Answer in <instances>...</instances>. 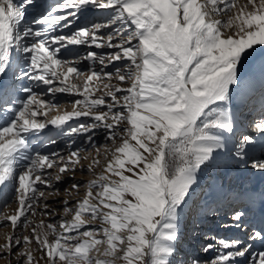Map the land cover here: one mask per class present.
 <instances>
[{"label": "snow or ice", "instance_id": "snow-or-ice-1", "mask_svg": "<svg viewBox=\"0 0 264 264\" xmlns=\"http://www.w3.org/2000/svg\"><path fill=\"white\" fill-rule=\"evenodd\" d=\"M33 3L0 0V200L6 206L14 194L17 205L10 214L0 213V222L12 228L0 243V259L6 264H172L181 212L198 171L221 154L245 164L251 160L252 169L264 171V158L249 155L254 135L236 136L234 111L258 102L261 111L252 127L264 136V52L257 49L264 46V0H62L32 21L36 27L24 23ZM89 5L110 10L106 22L56 34ZM116 24L120 27L112 29ZM105 29L112 30L98 35ZM69 45L112 51H86L80 58L91 61L85 73L78 60L59 58L61 50L78 56ZM257 64L258 93L253 87ZM24 79L42 83L50 94L82 99L72 101L71 111H61L32 86L16 83ZM81 116L93 122L69 128L70 134L103 128L112 141L103 170L87 182L82 198L81 182L74 179L77 166L85 167L79 151L66 157L42 154L29 139L30 133ZM100 163L92 159L88 171L95 173ZM70 172L74 182L64 189L60 219L49 222L57 213L42 201L56 193L40 186L53 187ZM73 192L74 201L67 198ZM245 215L234 209L227 226L246 231ZM21 224L26 231L17 236ZM249 239L264 241V226ZM216 244L221 251L206 264H236L251 247L239 239L221 238ZM213 247L208 243L202 251ZM252 256L248 264H264V250Z\"/></svg>", "mask_w": 264, "mask_h": 264}, {"label": "rangeland", "instance_id": "rangeland-1", "mask_svg": "<svg viewBox=\"0 0 264 264\" xmlns=\"http://www.w3.org/2000/svg\"><path fill=\"white\" fill-rule=\"evenodd\" d=\"M61 2L62 0H34L33 5L29 6L26 10L24 23L26 25L36 27L35 25H32V21L34 19H39L42 14L50 11L52 6ZM109 11L110 10L96 9L95 7L89 5L78 15L77 18L73 20L72 26L63 29L58 28L56 29V34L70 35L76 30L77 25L83 26L87 24L90 26L91 23H104L106 22L105 17L109 14ZM119 27L120 25L116 24L112 26V29H118ZM112 29L101 30L98 35L105 36L107 35V32ZM68 47L77 52L78 56H66L63 54V50H61L59 58L78 60L77 67L81 72L85 73L91 66V61L80 59L86 54V51L90 50L98 53L103 52L104 54L112 51V49H97L94 45H69ZM115 63L117 66L122 67L120 62ZM97 68H99V65H97ZM109 69L112 70L111 65L109 66ZM254 70L255 78L253 85L255 84L254 87L258 93L260 88V73L257 72V67H255ZM18 71L19 69H17V72ZM16 83L18 85L32 86L34 91L42 93L43 98L46 101L57 105L61 111L65 109L71 111L72 101L75 99H82V97H79L76 94H50L47 92V86L42 83L29 81L27 79L17 80ZM19 95L24 97L26 94L20 93ZM234 111L237 122L236 136H238L240 132H254L252 125L253 122L259 118L261 111L259 103L257 102L254 108L249 106L248 108H236ZM55 114L57 113L54 110L51 115ZM0 115L3 116V113H0ZM92 122L93 121L90 117H73L60 128L49 125L40 133H30L29 139L33 147L36 150H39L42 154L57 152L66 157L70 152L78 150L81 156V163L84 166L87 165L86 161L89 155L90 157L92 156L93 159L98 158L100 159V162L104 161L105 163V149L112 147V141L107 140L106 136L108 134V130L97 128L90 130L89 133H69V128L71 127H77L78 125L85 123L91 124ZM102 129L105 133L97 135L96 132ZM117 134L119 135V130H117ZM89 135L92 136L91 142L88 140ZM233 139H235V136ZM49 140L55 141V143H49ZM231 147L232 144L229 145V148ZM97 149H99V156H97ZM228 155L231 156L230 154ZM84 157H87V159H84ZM252 157L264 158V141ZM250 165L251 160H248L245 164V162L238 161L234 157L229 158V162L224 168H221L223 167V164H218L216 166L209 165L213 172L210 170L208 173H205L203 179H201V181L193 187L187 198V202L182 209L181 217L183 216V222H180V237L176 242V253L171 258L172 264H191L192 259H199L201 264H206V262L211 261L215 255L221 251L219 246L216 244V240L221 238L228 240L239 239L244 245L251 246L245 256L236 258V264H248V262L253 259L252 253L264 250V241L249 239V236L252 234L254 229H259L264 226L261 224V218L263 215L261 208L253 205L246 194L242 192L243 189H254L260 191L264 187V174H261L260 171L252 169ZM102 170H99V166H97L94 173L88 171L87 167H84V169L81 170L79 166H77V170L74 173V179L75 181L81 182L78 193L81 198L84 195L85 185L88 182V173H92L95 176V174L100 173ZM49 171L53 174L55 173V170ZM201 171L202 169L198 171L197 175L200 174ZM211 172L213 175L209 176ZM91 178L93 179L94 177ZM113 178L115 179V177ZM73 182V173L70 172L68 176L64 177L61 181H53V187L49 188L43 185L40 186L41 190H44L46 193H56V195L48 196L47 200L42 201V203H48L51 208L56 210L57 215L49 222L56 223L60 219L63 208L62 201L67 196L64 189L69 188ZM0 188H2V186H0ZM76 195L77 193L73 192L67 198L74 201ZM245 205L247 206L246 208ZM16 206L13 194L12 198L8 200L6 206L2 200H0V213L7 212L10 214L15 210ZM234 209L242 210L246 213L242 224V227L243 225H247L246 231L238 229L234 226H227L232 224L231 216ZM197 215L200 217H197ZM193 217H195V219H193ZM39 219H41V217L39 213H37L36 220L38 221ZM187 220L192 222L194 221L196 224H199V226L195 227L193 225H187ZM11 231L12 228L10 223L0 222V243H3L4 234ZM25 231V228L21 224L15 230V234L20 236L25 234ZM184 239H189V243L191 244L192 242L195 246L193 248L182 246L185 245ZM208 243H212L214 245L213 249L208 252L202 251V248ZM18 250L19 249H17V251ZM39 255V252L35 253V256L39 257ZM177 255H181V257L177 258ZM10 258L13 261L16 259L14 254ZM4 261L5 260L0 259V264H5L6 262Z\"/></svg>", "mask_w": 264, "mask_h": 264}, {"label": "bare ground", "instance_id": "bare-ground-1", "mask_svg": "<svg viewBox=\"0 0 264 264\" xmlns=\"http://www.w3.org/2000/svg\"><path fill=\"white\" fill-rule=\"evenodd\" d=\"M87 7V6H86ZM89 9V8H88ZM257 49H258V52H264V46H257ZM257 69H258V73H260L259 72V68H258V64H257ZM255 85V84H254ZM254 85H253V87H254ZM255 88V87H254ZM256 89V88H255ZM3 119V116L2 115H0V120H2ZM97 135H102L103 133H105V132H103V129L102 130H98L97 132ZM253 135H254V138H255V141H256V144H255V146L253 147V148H251L250 150H249V155L250 156H254V153H256L257 152V150H258V148H259V146H261V143L264 141V136H262V135H260L259 133H257V132H251ZM107 136V135H106ZM232 143H231V141L229 142V145H231ZM109 148H111V147H109ZM232 156H229L228 154H221L220 156H218V158H217V162H215V163H213V164H211V166H216V165H218V164H223V167H221V168H224V167H226L227 166V163L229 162V158H231ZM93 158H92V156L90 157V155H89V157H88V159H87V165L91 162V160H92ZM87 165H85V167H87ZM103 166H104V161H101V163H100V165H99V170H102V168H103ZM209 167V166H208ZM211 167H209V168H207V167H202V171H201V173L200 174H198L197 175V183H196V185L198 184V182L199 181H201V179H203V176H204V174L205 173H208L210 170L213 172V170L212 169H210ZM98 169V168H97ZM211 172V174L209 175V176H212L213 175V173ZM223 174H225L224 172H222ZM260 173L261 174H264V171H260ZM90 177V178H89ZM91 177H94V175L92 174V173H88V175H87V178H88V180L87 181H89L90 179H92ZM235 177H236V175H235ZM195 186V185H194ZM193 186V187H194ZM194 191V190H193ZM242 192H244L245 194H246V196L248 197V199L250 200V202L253 204V205H255L256 207H260L261 208V211H262V213H263V215H262V218H261V224H263L264 225V199H261V197H260V194L262 193V192H264V187L262 188V190H260V191H258V190H254V189H252V190H247V189H243L242 190ZM234 198V197H233ZM239 199V198H238ZM245 203V202H244ZM247 206L245 205V208H246ZM255 207V208H256ZM183 217V216H182ZM181 217V219H180V222L182 221V218ZM197 217H200L199 215H197ZM187 219V218H186ZM185 219V220H186ZM193 219H195V217H193ZM183 222V221H182ZM187 225H193V226H195V227H198L199 226V224H196V222H192V221H190V220H187V223H186ZM1 237H2V234H1ZM190 242V240L189 239H184V244L185 245H182V246H186L187 248H193L194 246H195V244H193L192 242H191V244L189 243ZM181 246V247H182ZM184 248V247H183ZM181 257V255H177V258H180ZM5 262V261H4ZM177 262H179V261H177ZM6 264V263H5Z\"/></svg>", "mask_w": 264, "mask_h": 264}]
</instances>
